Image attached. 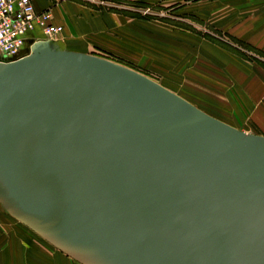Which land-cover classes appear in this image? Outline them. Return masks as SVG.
<instances>
[{"label":"water","instance_id":"water-1","mask_svg":"<svg viewBox=\"0 0 264 264\" xmlns=\"http://www.w3.org/2000/svg\"><path fill=\"white\" fill-rule=\"evenodd\" d=\"M29 44L0 62L8 216L78 264H264L263 136L111 61Z\"/></svg>","mask_w":264,"mask_h":264},{"label":"rangeland","instance_id":"rangeland-1","mask_svg":"<svg viewBox=\"0 0 264 264\" xmlns=\"http://www.w3.org/2000/svg\"><path fill=\"white\" fill-rule=\"evenodd\" d=\"M56 1L60 4L63 0ZM71 1H79L92 12L85 20V25L80 27L69 25L67 42L81 46L88 55L133 70L186 101H195L199 104H193L197 108L204 107L201 103L199 85L213 67L210 63L213 60L209 62L210 57L203 53V46L213 50L235 49L243 57H255L253 54L257 50L236 39L232 32L243 27L242 22L245 18H250L252 3L256 5L264 2V0ZM63 33L59 40L66 37ZM175 66L178 70L176 73ZM189 75L196 76L195 79L200 82H196L198 90L189 87L191 85L188 80H193L191 77L188 78ZM237 130L253 135L261 133L248 127H240ZM0 264L76 263L44 243L38 236L8 216L0 206Z\"/></svg>","mask_w":264,"mask_h":264},{"label":"crops","instance_id":"crops-1","mask_svg":"<svg viewBox=\"0 0 264 264\" xmlns=\"http://www.w3.org/2000/svg\"><path fill=\"white\" fill-rule=\"evenodd\" d=\"M32 1L36 12L50 10L53 14L54 23L64 28L63 34L66 37L59 40L58 43L65 50L87 54L81 46L72 45L66 40L69 35V25L78 27L85 25V20L91 16L92 10L79 3V1L63 0L60 4H57L56 0ZM252 4L250 18H245L242 22L243 27L233 30L232 33L236 39L257 50L253 54L255 57H243L235 49L222 48L221 50L220 48L213 50L210 47L203 46V53L210 57L209 62L211 59L213 60V62H210L213 67L199 85L201 103L204 107L198 106V109L233 128L248 127L255 129L261 133H254V135L264 137V2L256 5ZM30 37L41 38L42 34L36 30L33 32V36ZM175 71H178L176 66L174 67ZM190 77L193 80H188L191 85L189 87L198 90L199 87L196 86L198 79H195L196 76L193 75L188 76V78ZM187 102L192 105L195 103L193 100Z\"/></svg>","mask_w":264,"mask_h":264},{"label":"built area","instance_id":"built-area-1","mask_svg":"<svg viewBox=\"0 0 264 264\" xmlns=\"http://www.w3.org/2000/svg\"><path fill=\"white\" fill-rule=\"evenodd\" d=\"M50 10L36 12L32 0H0V62L18 56L40 40L58 42L63 27L56 25ZM38 30L41 38L24 37Z\"/></svg>","mask_w":264,"mask_h":264}]
</instances>
